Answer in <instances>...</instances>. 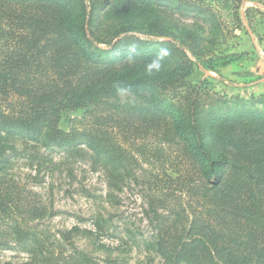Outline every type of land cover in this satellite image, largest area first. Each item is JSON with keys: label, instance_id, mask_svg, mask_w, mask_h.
Instances as JSON below:
<instances>
[{"label": "trees", "instance_id": "16d2710c", "mask_svg": "<svg viewBox=\"0 0 264 264\" xmlns=\"http://www.w3.org/2000/svg\"><path fill=\"white\" fill-rule=\"evenodd\" d=\"M170 11L216 22L204 0H0V252L99 264L35 222L45 209L8 174L20 138L89 162L110 189L143 180L163 264H264V94L192 80L213 65Z\"/></svg>", "mask_w": 264, "mask_h": 264}, {"label": "rangeland", "instance_id": "374dc122", "mask_svg": "<svg viewBox=\"0 0 264 264\" xmlns=\"http://www.w3.org/2000/svg\"><path fill=\"white\" fill-rule=\"evenodd\" d=\"M210 16H168L178 33L185 28L202 38L203 58L212 68L194 70L191 78L206 76L211 86L226 96L264 94V0H204ZM19 152L8 168L9 177L30 192L31 204L44 208L35 222L50 237L61 242L60 251L70 246L62 235L70 232L74 246L99 264H163L146 246L151 234L144 218V182H126L120 190L109 188L101 170L89 162L68 156L62 150L34 147L20 138L10 141ZM37 153V155H35ZM109 224L102 235L95 222ZM99 235V236H98ZM35 264L18 249L0 252V264Z\"/></svg>", "mask_w": 264, "mask_h": 264}, {"label": "clouds", "instance_id": "9594fccd", "mask_svg": "<svg viewBox=\"0 0 264 264\" xmlns=\"http://www.w3.org/2000/svg\"><path fill=\"white\" fill-rule=\"evenodd\" d=\"M162 65L159 62H153V64L150 66V71L154 70L156 72H159L161 69ZM122 95L124 94L125 90L124 89H119L118 90Z\"/></svg>", "mask_w": 264, "mask_h": 264}]
</instances>
